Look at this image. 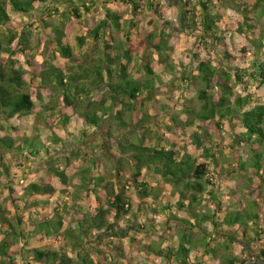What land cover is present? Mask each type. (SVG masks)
<instances>
[{
    "label": "trees",
    "instance_id": "obj_1",
    "mask_svg": "<svg viewBox=\"0 0 264 264\" xmlns=\"http://www.w3.org/2000/svg\"><path fill=\"white\" fill-rule=\"evenodd\" d=\"M191 1L181 0L182 29L176 32L159 0H150L148 8L165 28L145 38L138 27L144 5L137 0H119L131 9L126 18L107 5L99 7L98 0H0V187H7L12 170L7 155L50 159V177L61 185L30 183L22 195L8 187L6 205L0 203V264H120L127 258L133 264L140 255L160 264H249L252 257L264 264V215L258 211L264 204V38L257 46L223 39L226 33L253 32L252 14L264 19V0H197V7ZM50 5L38 31L29 21L19 28L12 17ZM102 11L106 18L94 25ZM122 26L126 36L118 41L113 32ZM198 30L216 40L215 62L200 61V47L208 43L203 36L190 39ZM178 34L186 35L178 47L189 63L174 57ZM71 37L85 51L94 44L96 56L76 55ZM136 55H141L138 67ZM178 65L200 101L198 107L184 103L174 116L183 146L154 129L157 114L165 113L157 98L164 81L156 68L176 71ZM30 117L35 119L31 127H15L17 119ZM105 121L124 130L112 175L99 157L79 149L59 157L69 138L80 135L85 144L102 127L110 137L118 136ZM225 121L235 123L250 148L247 162L235 152V143L231 159L225 155ZM72 163L83 166L79 184L68 175ZM230 169L227 175L247 179L243 190L226 178L218 187L215 180ZM219 189L234 205L247 197L251 201L243 209L227 208L225 201L214 200ZM55 199L63 201L55 213L40 215ZM158 215L173 219L178 235L146 243L140 236H157ZM237 245L250 252L234 255ZM105 248L121 253L115 254L118 260Z\"/></svg>",
    "mask_w": 264,
    "mask_h": 264
},
{
    "label": "rangeland",
    "instance_id": "obj_2",
    "mask_svg": "<svg viewBox=\"0 0 264 264\" xmlns=\"http://www.w3.org/2000/svg\"><path fill=\"white\" fill-rule=\"evenodd\" d=\"M139 3H142L144 5L143 8V19L144 21L139 23L140 25L138 26L142 33H144V37L146 38L149 34L151 33H156L157 35H160V28H165L163 26L161 19L156 17L153 12L148 8V2L150 0H137ZM184 1V0H183ZM235 3H238L240 0H232ZM248 1H256V0H248ZM162 6V10L165 12L166 18L173 23V29L176 30V32H180L182 27L180 25V9L179 5L181 4V0H159ZM191 6L197 7V0H192L191 1ZM107 5L110 9L121 15L123 18H126L130 13L131 9L128 5L123 4L119 2V0H98V6L102 7ZM47 8H51L50 6H41L35 11L34 13L28 14V15H17V14H12V17L15 21H17L19 28L23 27L27 21L30 23L33 22L34 26L32 29H36L35 31H38V27L41 29L44 28V25L42 23V14L43 10ZM250 7V6H249ZM251 8V7H250ZM198 15L200 14V11L197 10ZM106 13L104 11L100 12V14L97 15V20L94 25H98L101 20H104L106 18ZM252 17L256 19V22H254L255 25V30L250 33H246L245 35L239 36H230L226 33L224 36V40L226 43H230L233 40L234 41H242L243 43H248L251 46H257L259 42L263 41L264 38V19H258L254 12L252 14ZM124 23V21H122ZM128 31L134 32L135 29L132 27H127ZM37 33V32H36ZM39 34V33H37ZM115 37L119 40H124L125 39V31L123 30V26L121 27V30H118L116 32H113ZM206 37L207 45L204 44L200 47V61H212L215 62V58L218 55V50L216 46V40L211 36L204 34L202 30H198L195 34L192 35L190 38L191 40H196V39H201V37ZM177 42L173 43L174 45V52L175 58L181 57L182 61L185 63H189L190 59L188 55H181V52L179 51V45L181 44L182 41L186 39V35H181L178 34L176 36ZM70 41H72V45L74 46L76 55H81L83 54V57H87L88 55L96 56L97 51L94 50L96 46L94 44H91L88 46L85 50H82L80 47L77 46L75 42V38L71 37ZM141 41H144V38H141ZM139 46V43L136 42V47ZM98 50V48H97ZM83 57H80L81 60L84 62L85 60ZM136 64L135 66L138 67L139 64L141 63V55H136L135 57ZM59 65H63L64 61L62 59H59L58 62ZM77 65V64H76ZM178 70L176 71H169V70H164L163 68H156V73L159 75L161 78V81H164L163 86L161 87V90H158L157 98H158V103L161 105L165 106V113L163 114H157L156 120L154 122V129L159 131L161 134L165 133L166 137L165 139L168 140H175L180 146L185 145L184 138L181 136V131L177 128L175 121H174V116L177 114L178 109H180L184 103L187 105H192L194 106H199L200 101L197 99V95H195L187 88L185 82L181 78V74L178 72L180 70V66L178 65ZM178 76H175V75ZM160 82V81H158ZM261 91H264V87L262 88ZM190 101H187L188 99ZM187 99V100H186ZM55 118V115L53 116ZM161 120V123H160ZM2 121V120H1ZM1 121H0V133L3 128H1ZM35 119L33 117L28 118L27 120H16L15 122V127L21 130H24L25 128L31 127L32 124H34ZM159 121V123H158ZM166 122V124H164ZM225 131H224V137L225 139V145L227 146L226 153L225 155L231 159V149L230 146L231 144L235 143V152L239 154L243 158V161L247 162L251 157H252V152L250 148L241 142V136L238 134L237 128L235 126V123L233 121L228 122L225 121ZM105 127H111L113 132H118V136L110 137L106 129L104 127L95 129L93 130L92 136L88 142L85 144L80 143V135H78V132L74 133L78 136L76 138H69L64 145L59 149L58 155L63 156L67 155L68 153L72 152L74 149H79L81 151H84L87 155L91 156H96L99 157L101 160V165L103 167V170L107 172V174L110 176L114 173V167H113V160L115 157V146L117 145V141L119 138L124 134V130H119L114 123L112 122H104ZM169 125L173 130L169 132L165 127ZM10 133L14 135L16 131L14 129H10ZM50 134V131H47L45 135ZM150 138V137H149ZM148 138V139H149ZM151 139V138H150ZM149 139L148 143H151V140ZM153 142V141H152ZM48 145H51V141L49 142ZM188 149L191 150L189 147ZM106 153V154H105ZM117 157V155H116ZM7 162L9 163L11 167V174L7 178V187L6 188H1L0 187V203L3 205H6V198L10 194V190L8 187H13L15 191L19 193V195H22L25 188L30 184V183H52L58 188L61 187L60 183L54 180L53 178L50 177V172L47 168L48 166V161L50 159H44L40 158L37 161H29L26 160L25 158H21L18 155H7ZM59 161V160H58ZM64 161L60 160L58 163V166L61 167V169H65V166L63 165ZM83 166L80 164H75L72 163L70 168L68 169V175L71 177L75 178L73 180V183L79 184L82 182V178H80L78 173H80L81 169ZM231 171L228 170L225 174H222L218 176V179H216V183L218 184V187L220 186L219 183H223V178H226L228 181H230V185L232 187L238 188L239 190H243V188L247 185L248 181L245 177L233 174L231 176L227 175ZM262 173V172H261ZM262 192L264 196V181H262ZM92 183L88 184V189L91 188ZM217 188V187H216ZM87 193L84 194V197H86ZM227 196L223 193L221 189L217 190L216 196L214 197L215 202L218 201H225L227 208H246L248 205V202H250L251 198L247 197L244 199L242 202V205H234L232 204V201H226ZM62 200L59 199V201L52 200L50 206L46 210H42L40 215H46L51 217L55 212V208H57L56 203L62 204ZM59 204V205H60ZM259 213L264 215V204L261 205V207L258 209ZM156 225H157V236L152 237L148 235H141L140 238L146 242V243H158L160 241L162 235L168 236L173 234L174 236L178 235V229L175 228V224L173 223V219L168 217L167 215H158L156 216V219L154 220ZM168 223L167 227L164 228V224ZM262 223L264 225V216ZM171 228H173L171 232ZM165 229V230H164ZM211 229V228H210ZM215 234V237L220 240L222 238V233L220 231H213ZM56 245H58V241L54 242ZM248 248H241V246H233L232 247V253L234 255H243L246 256L248 251ZM222 252H227L225 248H222ZM105 253L107 256H115L118 260V257L115 254H121V253H116L110 248H105ZM29 259V257H28ZM118 262L120 264H129L130 261L127 259L122 260L119 259ZM133 264H160V261L158 259L152 258V257H144V256H139V257H134V262ZM249 264H262L260 261L255 260L254 257H252L251 261Z\"/></svg>",
    "mask_w": 264,
    "mask_h": 264
}]
</instances>
